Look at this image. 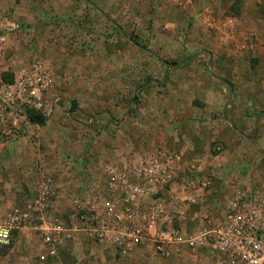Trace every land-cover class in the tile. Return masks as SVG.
Here are the masks:
<instances>
[{"label":"rangeland","instance_id":"obj_1","mask_svg":"<svg viewBox=\"0 0 264 264\" xmlns=\"http://www.w3.org/2000/svg\"><path fill=\"white\" fill-rule=\"evenodd\" d=\"M34 68L44 126L23 106ZM162 149L213 182L173 223L186 233L220 219L237 189L264 196V0H0V216L43 178L51 210L67 214L103 196V165ZM41 254L33 232L19 233L0 264H209L204 252L121 258L83 240Z\"/></svg>","mask_w":264,"mask_h":264},{"label":"built area","instance_id":"obj_2","mask_svg":"<svg viewBox=\"0 0 264 264\" xmlns=\"http://www.w3.org/2000/svg\"><path fill=\"white\" fill-rule=\"evenodd\" d=\"M31 80L35 87L23 106L38 113L41 100L36 86L42 81L35 68ZM4 97L17 101L14 93ZM102 176L103 196L74 201L67 214L51 210L56 190L50 179H41L33 198L0 216V247H9L14 234L33 232L42 261L83 240L112 248L121 258L146 248L164 261L204 252L209 264H264V196L235 190L220 219L206 215L200 218L199 229L189 234L173 223H181L187 210L198 205L199 195L213 186L198 161L162 149L105 164Z\"/></svg>","mask_w":264,"mask_h":264},{"label":"trees","instance_id":"obj_3","mask_svg":"<svg viewBox=\"0 0 264 264\" xmlns=\"http://www.w3.org/2000/svg\"><path fill=\"white\" fill-rule=\"evenodd\" d=\"M104 18H106V17H104ZM197 55H198V53L194 54L192 57L195 58ZM157 60H158V62H160L161 64H163L167 68L170 67L166 62H164L162 60H159V59H157ZM171 67H174V68L176 67L177 68L178 66L177 65H174V66H171ZM27 121H28V123H30L32 125L44 126L47 123V118H45L43 115H41L39 113L29 112V113H27ZM14 236H15V234H14ZM12 240H13V238H12ZM0 248H7V247H0Z\"/></svg>","mask_w":264,"mask_h":264},{"label":"crops","instance_id":"obj_4","mask_svg":"<svg viewBox=\"0 0 264 264\" xmlns=\"http://www.w3.org/2000/svg\"><path fill=\"white\" fill-rule=\"evenodd\" d=\"M185 149H183V151H184ZM181 152V151H180ZM181 153H183L184 154V152H181ZM129 154H132V153H129ZM193 160V159H192ZM176 182H178V181H176ZM175 182V185H173L172 186V189H177L178 187V185H177V183ZM179 182H180V180H179ZM202 197H203V195L202 194H200L199 195V203H202V201H204L203 199H202ZM203 208V207H202ZM195 215H197V214H195ZM193 218H195L194 216H193ZM193 218H192V220H193Z\"/></svg>","mask_w":264,"mask_h":264}]
</instances>
